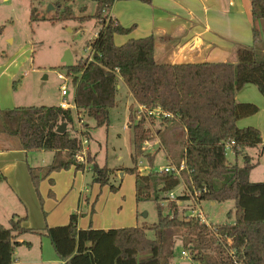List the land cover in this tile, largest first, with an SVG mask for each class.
<instances>
[{"label":"trees","instance_id":"trees-1","mask_svg":"<svg viewBox=\"0 0 264 264\" xmlns=\"http://www.w3.org/2000/svg\"><path fill=\"white\" fill-rule=\"evenodd\" d=\"M36 1L32 0L30 23L77 22L81 29L94 20L97 34L85 42L84 49L90 51L85 58L77 60L69 69L61 67L74 89V116L71 110L59 106L0 110V134L16 138L25 154L53 152L49 165L28 167L42 206L39 193L42 181L48 179L52 183L53 173L70 168L79 172L85 168L75 157L81 148V139L70 133L75 116L77 121L90 119L95 128H108L109 112L117 106V85L121 81L137 106L158 109L168 117L146 120L143 115L137 117V108L131 105L127 126L133 138L132 168L98 167L96 156L88 150L86 165L93 184L108 186L114 193L119 188L110 184L114 172L134 175L135 201L137 204L155 202L157 222L151 227L79 229L80 216L75 213L66 225L46 226L39 231L24 226L28 221L26 216L12 215L6 227L0 225V264H13L14 247L19 244L16 239L28 234L47 237L62 264H174L177 239L194 264H264V182L249 181L258 161L254 162L246 152L258 149L260 158L264 144L257 128L238 126L240 120L256 114L258 107L235 100L236 93L247 85H254L264 99V0H250L252 44L236 46L234 65H159L154 61L152 36L130 39L116 46L114 37L128 36L134 26L124 28L108 16L115 0H94L96 7L92 16L85 14V7L80 8V14H74V0H62L52 15L39 16ZM135 1L151 4L152 0ZM148 121L151 126L158 121L160 129L155 134L158 137L173 127L182 131L179 152L175 151L177 143L170 149L164 137L161 141L169 167L178 170L183 166L178 175L174 171H153L155 153L143 154L144 146L155 138L151 128L146 127ZM63 124L66 131L58 134L56 130ZM87 128L84 124L81 136L91 140ZM227 152L233 154V163L228 161ZM141 154L150 166L146 175L137 170V156ZM180 184L189 190L190 197L184 192L170 199V193ZM189 198L198 204L233 202V222L209 228L197 217L185 216L177 203H185ZM148 232H152L151 238Z\"/></svg>","mask_w":264,"mask_h":264},{"label":"rangeland","instance_id":"rangeland-1","mask_svg":"<svg viewBox=\"0 0 264 264\" xmlns=\"http://www.w3.org/2000/svg\"><path fill=\"white\" fill-rule=\"evenodd\" d=\"M61 1L62 0H37L36 6L39 16L52 15L55 12L57 3ZM122 2L123 1H116L115 4ZM31 4L32 0H0V85H3L5 82V77L1 75L3 72H15L16 76L14 81L16 82L14 86L19 88L20 85H24V93L32 94V100L28 104H25L26 106H59L60 98H62L60 85L64 83L63 80L58 78L59 74H61L66 79L65 84L68 94L65 96V101L72 104L74 89L71 86V79L67 76L66 70L61 68V60L65 51L70 52L73 63H76L80 58L86 57L87 52L84 49V44L86 41L93 40L94 32L97 30V23L94 20L90 21L82 26L81 31L78 29L79 24L77 22H58L55 24H50L48 22L30 23L29 11ZM49 6H51V8H48ZM82 7H85L86 15L92 16L95 12V1L74 0L72 11L74 14H80L81 11L79 10ZM10 84L12 86V83ZM118 85H121L125 90L122 82H119ZM122 88L120 94L123 92V95L117 98L118 106L109 112L110 124L108 128H95L94 122L87 118H83L82 123L75 122L74 120L75 124L70 128L71 135L78 137V135L84 131V124H86L88 126L87 131L92 139V141L88 140V147L90 146L92 153L90 155L96 156L95 163L98 167L106 166L112 170L119 169L118 167L120 166L132 168L133 165V138L131 130H127V111L125 107V102L128 103L131 98L128 94L124 95V90ZM149 123V121L146 123V127L151 128L152 135H154L155 138L144 146L143 154L148 155L149 153L147 152L154 151L152 154L155 153V157L151 168L153 171H160L168 163L167 154L162 144L161 146L154 145L158 141L161 143L163 138L155 136L156 130L160 129L158 121L154 126H151ZM166 132L169 133V137L171 136V139L177 143L175 151L179 152L181 150L179 147L181 146L178 143L183 139L182 131L180 128L173 127ZM0 145L13 152L8 160H19L21 162V166L17 168L15 174L21 187H23V177L27 176L28 167L34 168L36 165L44 167L42 161L48 164L47 154L27 153L32 155H27L26 158H23V156L19 157L15 154L14 151L20 149V143L12 136L1 134ZM84 157L87 163L88 156L85 154ZM137 159L139 164V168L137 169L138 173L147 174L146 172H148V170L150 171L148 161L142 154L138 155ZM227 159L230 163H233V154L227 152ZM1 160L2 159H0V161ZM85 167L87 169L84 168L83 171L77 172L79 175L74 182L73 189H69L70 186L68 187L67 184H65V182H67L65 179H59L58 183L54 176L52 178V183H49V181L47 182L46 179L42 181L48 183L45 196L57 193L53 188L58 184H60L59 187L61 190L65 192L58 199V203L50 204L54 203L50 202L53 201L51 195L49 198L50 201H46L45 205H42V208H44L46 212V217L51 214L56 215L70 202L74 209H81L84 212L86 209L82 208L83 206L80 204L82 202L85 203L84 196L87 195V202L89 204L86 205V208L91 210L89 211L87 224L91 223V221H95V219L99 221L104 219L108 223V225H106V227H108L107 229H116L122 228V226H125V228H131L133 226L151 227L157 222V207L155 202L150 200V202L137 204L135 201L134 175L127 173L121 175L122 172L120 171L114 172L115 174L111 176L110 184L114 187L119 186L118 190L114 193L109 191L108 186L99 187L98 185H92V174L88 169V165H85ZM255 172L258 173L256 179L259 180L255 182H264V158H262L261 165ZM260 173L261 175H259ZM10 190L8 184L0 182V225L5 227L13 214L24 213V211L19 208L21 205L19 199L12 194ZM22 190L21 188V191ZM89 191H93V193ZM184 192L190 197L189 190L182 187L180 184L172 193L176 197L183 195ZM163 205L166 204L164 203ZM177 206L182 213L185 212V216H202L205 222L211 227L225 224L226 222L231 223L234 220L235 206L231 201L210 206V203L203 202L198 204L195 199L189 198L185 203H177ZM38 207L40 206L38 205ZM25 209L27 211V216L29 214L31 220H39L40 211L35 209L36 213L33 214L35 210L32 204L28 202ZM98 210L101 211V215L97 214L96 216L94 213ZM230 212L231 216L228 218ZM73 214H75V212L67 216L65 224L68 223L70 215ZM120 216L122 221L120 225L122 226L118 227ZM46 219L47 221L51 220L48 218ZM79 219L80 218H78L77 223ZM116 219H118V221ZM147 236L151 238L152 232H148ZM25 249H27L26 246L24 247L23 245L16 244L13 257L14 255L16 256L18 252H26ZM181 252H184L185 256H181ZM172 260L174 264H194L188 252L183 250L182 244L178 239L176 240L174 258Z\"/></svg>","mask_w":264,"mask_h":264},{"label":"crops","instance_id":"crops-1","mask_svg":"<svg viewBox=\"0 0 264 264\" xmlns=\"http://www.w3.org/2000/svg\"><path fill=\"white\" fill-rule=\"evenodd\" d=\"M108 16L116 19L124 28H128L132 25L134 26V30L128 36L114 37V44L116 46H121L130 39L138 40L152 36L154 38L155 49L154 61L159 65H199V63H226L234 65L236 62V46L240 45L249 47L252 44V16L250 12V0H152L151 4H143L135 0H127L118 4L114 3L108 12ZM79 30L81 31L82 28ZM96 31L94 32L93 38L96 37ZM1 75L5 77V82L3 85H0V110L37 107L25 105L31 102L32 94L24 93V85H20L21 87L19 86V88L14 86V83L16 82L14 81L16 76L15 72H3ZM10 83H12V86ZM117 86L118 91L116 94V103L118 96L123 95V92L120 94L122 88L121 85ZM124 88L125 90L122 88L124 90V95H129L125 85ZM129 97L131 98L130 95ZM235 100L239 103L254 104L258 107V112L256 114L240 120L238 122V126L240 128H257L261 134L262 143L264 144V99L254 85H247L236 93ZM131 105H135L136 108L138 107L133 102L132 98L128 103L125 102L127 111L126 120L128 119V110ZM127 125L128 120L126 121V126ZM163 137L167 147L173 149L175 142L171 139V136L169 137V133H163ZM90 141H92V139ZM154 145L161 146V143L158 141ZM8 150L9 149H5L0 145V159H2L0 161V178H3L0 179V182L8 184L11 189V193L19 199L21 204L19 208L23 210L24 213L13 215H17L19 217L26 216L28 218L27 223L24 224L26 228L29 227L40 231L45 229L46 226L62 227L63 224L66 225L67 216L70 213L75 212L80 216L77 223V227L79 229L92 228L95 230H109L107 229L108 227H106L108 223L104 219L102 221L95 219V221H91V223L87 224L89 211H91L86 208V205L89 204L87 202V195L84 196L85 203L82 202L80 204L83 206L82 208L86 209L84 212L81 209H74L72 203L70 202L56 215L51 214L48 217L45 216L44 218L43 212H45V210L42 206H40L39 200L31 183L30 175H28L27 172V176L25 175L26 177H23V187H21L19 180L15 177L17 168L21 166V162L19 160H8L10 159L9 156L13 153ZM88 151L92 154L90 146L88 147ZM14 152L19 157L23 156V158H26L27 155H32L27 153L25 154L21 147ZM153 152L147 153H149L148 155H151ZM246 152L254 162L258 161L257 166L249 175V181L251 183H255V181H259L256 179L258 173L255 171L261 165L262 158H264V148L260 158H258V149H249L246 150ZM37 154L48 155V164H45V162L43 163L42 161V164H44L43 166L49 165L54 158L53 152L44 151ZM237 163L238 165L241 164V157L238 158ZM168 164L169 163H167L164 168L169 166ZM38 167L43 168L40 165H36L34 168ZM78 175L79 174H77L73 168H70L66 171L62 170L60 173H53L50 178L52 179L54 176L58 183L59 179H65L67 181L65 184H67L68 187L70 186L69 189H73L74 182L77 180ZM121 175H123V173ZM259 175H261V173ZM46 180L48 182V179ZM59 185L60 184L53 188V190L55 192L57 191V193H55L53 198H51L53 201H50V196H45V190L48 189V183H46V181L40 183L39 193L41 194L43 200V206L46 201L54 202L50 204H56V202L58 203V199L63 193H65L64 190H61ZM92 185L95 184L92 182ZM21 188L23 189L22 191ZM89 192L93 193V191ZM28 202L32 204L34 210L38 209L40 211L39 220H31L30 215L28 214L27 216L25 208L27 207ZM38 205L40 207H38ZM213 205L214 203H210V206ZM34 213H36V210L33 214ZM94 214L96 216L97 214L101 215V211L98 210ZM46 218L51 220H48V222ZM116 220L118 221V219ZM120 223H122L121 216L120 221H118V227L122 226ZM123 228H125V226L117 229ZM26 236L16 239V242L19 243V245H23L24 247L26 246L27 249H25L26 252L21 251L22 253L18 252L16 256H12L13 264H62V262H60L55 256L53 247L50 245L47 237L45 238L38 234H28Z\"/></svg>","mask_w":264,"mask_h":264},{"label":"built area","instance_id":"built-area-1","mask_svg":"<svg viewBox=\"0 0 264 264\" xmlns=\"http://www.w3.org/2000/svg\"><path fill=\"white\" fill-rule=\"evenodd\" d=\"M115 1H122V0H115ZM85 51L87 52V54H89V52H90L88 49H85ZM58 78L60 80H63V82H64L63 84L60 85V88H61L60 91H61V97L62 98L60 100V103L58 104L59 105V108H62L63 110H71L72 112H74L75 111L74 104H70V103H68V102L65 101V96L68 94L67 93V87H66V84H65L66 79L61 74H59ZM139 115H143L146 120L148 118H150V117H154V118H158L160 116L162 118L168 117L167 114L166 115L165 114H162L158 109H148L147 110L144 106H138L137 107V117H139ZM75 120H76V116H75ZM75 122L82 123L83 121H80V120L77 121L76 120ZM81 133L78 135L79 139H81V148L79 149V151L77 152V154H76L75 157H76V162L78 164L80 163V164L86 165V160H85V157L84 156H85V154H86V152L88 150V140L85 139L83 136H81ZM85 169H87V168L85 167ZM182 169H183V166L182 165L179 167L178 170H175V169L167 166L166 168L161 169L160 171H163L165 173H167V172L170 173V172H173L174 171L178 175L179 174V171H181ZM195 195H198V193H196ZM169 197H170V199H174L175 198V196L173 195V193H170ZM195 217H197L199 219V221H200L201 224H203V225L205 224L207 227L211 228V226L208 225L205 222V220L202 218V216L197 215ZM181 256H185V253L184 252H181Z\"/></svg>","mask_w":264,"mask_h":264},{"label":"water","instance_id":"water-1","mask_svg":"<svg viewBox=\"0 0 264 264\" xmlns=\"http://www.w3.org/2000/svg\"><path fill=\"white\" fill-rule=\"evenodd\" d=\"M48 8H51V6H49ZM61 62H62V65L67 69H69L73 66V58H72V55L70 54V52L65 51V54H64ZM65 131H66V125L65 124L61 125V127L56 130V132L58 134L64 133Z\"/></svg>","mask_w":264,"mask_h":264}]
</instances>
